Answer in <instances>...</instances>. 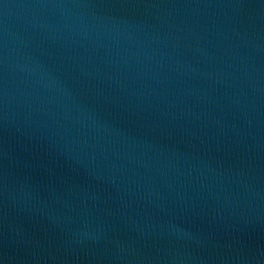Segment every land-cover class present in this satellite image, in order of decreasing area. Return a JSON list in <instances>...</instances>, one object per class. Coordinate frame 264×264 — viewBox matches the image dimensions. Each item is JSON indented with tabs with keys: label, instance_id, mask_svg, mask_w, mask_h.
I'll return each mask as SVG.
<instances>
[{
	"label": "water",
	"instance_id": "water-1",
	"mask_svg": "<svg viewBox=\"0 0 264 264\" xmlns=\"http://www.w3.org/2000/svg\"><path fill=\"white\" fill-rule=\"evenodd\" d=\"M0 264H264V0H0Z\"/></svg>",
	"mask_w": 264,
	"mask_h": 264
}]
</instances>
